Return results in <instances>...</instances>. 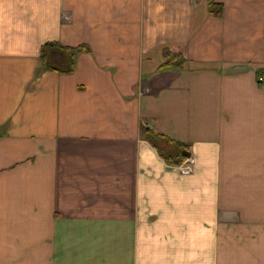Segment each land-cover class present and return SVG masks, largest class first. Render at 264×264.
Returning a JSON list of instances; mask_svg holds the SVG:
<instances>
[{
	"label": "crops",
	"instance_id": "crops-1",
	"mask_svg": "<svg viewBox=\"0 0 264 264\" xmlns=\"http://www.w3.org/2000/svg\"><path fill=\"white\" fill-rule=\"evenodd\" d=\"M208 1L0 0V264H264V0Z\"/></svg>",
	"mask_w": 264,
	"mask_h": 264
},
{
	"label": "trees",
	"instance_id": "trees-1",
	"mask_svg": "<svg viewBox=\"0 0 264 264\" xmlns=\"http://www.w3.org/2000/svg\"><path fill=\"white\" fill-rule=\"evenodd\" d=\"M208 3L211 9L217 7L218 9L215 10V12L217 15H221L222 4L215 3L212 0H209ZM88 51L89 48L86 45L71 47L57 41L45 42L40 48V64L38 65L37 73L41 74L45 71L71 73L74 70L75 61L79 53ZM163 53L165 58L164 61L159 65L158 70L167 68H181L187 62V59L179 52H173L165 48ZM177 58L180 60L175 62ZM263 72L264 68L256 70V74ZM140 132L141 135L153 145V147H157L156 139L157 141H166L168 144H171L175 147V152L170 151L169 153H165L163 150L159 152L169 164L177 165L185 158L179 151V148L182 145L180 144L181 142L171 139L161 133H157L145 125L140 126Z\"/></svg>",
	"mask_w": 264,
	"mask_h": 264
},
{
	"label": "rangeland",
	"instance_id": "rangeland-1",
	"mask_svg": "<svg viewBox=\"0 0 264 264\" xmlns=\"http://www.w3.org/2000/svg\"><path fill=\"white\" fill-rule=\"evenodd\" d=\"M180 59L179 58H177L176 60H175V62H178ZM256 78H258V74H256ZM156 145H157V147H155L156 148V150L158 151V153L161 151V150H163L165 153H169L170 151L172 152H175V147L173 146V145H171V144H168L166 141H161V140H158L157 141V139H156ZM180 144H182L181 145V147L179 148V151L181 152V154L185 157L181 162H183V161H186L187 159H192V163L190 164V167L192 168L191 169V172H189V173H187V175L188 174H191L192 172H193V170H194V163H195V161H194V158L191 156V153H190V151L188 150V147H187V145L186 144H184V143H180ZM152 145V144H151ZM153 146V145H152ZM185 153H190V155L189 156H186L185 155ZM160 154V153H159ZM161 155V154H160ZM161 157L163 158V156L161 155ZM164 159V158H163ZM166 161V160H165ZM167 162V161H166ZM168 163V162H167ZM170 165H173V166H175V164H170ZM175 167H178V165L177 166H175ZM181 174H184V173H182V172H180ZM184 175H186V174H184Z\"/></svg>",
	"mask_w": 264,
	"mask_h": 264
},
{
	"label": "built area",
	"instance_id": "built-area-1",
	"mask_svg": "<svg viewBox=\"0 0 264 264\" xmlns=\"http://www.w3.org/2000/svg\"><path fill=\"white\" fill-rule=\"evenodd\" d=\"M263 78H260V80H262ZM192 163V159H187L186 161H184L183 163H181L179 165V169L182 173L187 174L189 172H191V167L190 164Z\"/></svg>",
	"mask_w": 264,
	"mask_h": 264
},
{
	"label": "water",
	"instance_id": "water-1",
	"mask_svg": "<svg viewBox=\"0 0 264 264\" xmlns=\"http://www.w3.org/2000/svg\"><path fill=\"white\" fill-rule=\"evenodd\" d=\"M185 155H186V156H189V155H190V153H185Z\"/></svg>",
	"mask_w": 264,
	"mask_h": 264
}]
</instances>
